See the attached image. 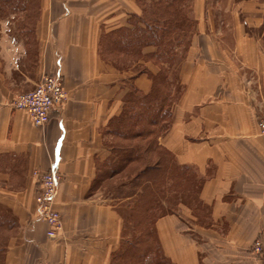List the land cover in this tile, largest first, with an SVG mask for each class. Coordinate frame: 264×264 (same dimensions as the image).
Wrapping results in <instances>:
<instances>
[{"label": "crops", "instance_id": "0c3cea01", "mask_svg": "<svg viewBox=\"0 0 264 264\" xmlns=\"http://www.w3.org/2000/svg\"><path fill=\"white\" fill-rule=\"evenodd\" d=\"M54 1H41L32 30L19 40L1 25L0 205L18 225L5 264H109L122 240V221L114 199L95 188L101 164L111 157L105 140L126 92L133 85L146 93L151 80L145 73L131 79L130 67L103 60L99 41L103 32L129 27L140 9L134 0H67L55 13ZM261 1H243L217 37L203 0H193L197 25L172 79L170 125L157 142L196 176L204 212L182 206L157 219L161 252L171 264H264ZM8 18L23 19L3 17L1 24ZM154 50L145 46L142 52ZM140 63L158 71L152 61ZM44 73L59 74L67 96L48 122L35 126L11 101ZM47 170L58 175L54 207L61 228L55 238L36 216L33 172Z\"/></svg>", "mask_w": 264, "mask_h": 264}, {"label": "trees", "instance_id": "16d2710c", "mask_svg": "<svg viewBox=\"0 0 264 264\" xmlns=\"http://www.w3.org/2000/svg\"><path fill=\"white\" fill-rule=\"evenodd\" d=\"M17 1L15 7L23 12L26 11L24 5L31 8L34 2ZM149 3L152 7L150 15L145 17L132 14L128 20L129 27L103 32L99 41L100 56L117 54L127 58L125 61H119L117 67L119 66V69L130 67L131 79L145 73L151 80V88L144 93L132 85L126 92L121 113L110 123L109 133L114 141L113 143L108 141L107 147L111 157L101 164L97 183L116 175L129 161L143 157L141 144L138 146L131 140L151 137L145 151L158 154L161 151L151 166H143L141 171L128 178L130 180L127 191H118L115 196L122 201L117 203L118 205L124 200L130 201L129 213L123 221L132 227L135 235L132 239H126L124 250L114 252L110 264H144L146 260L152 264L169 262L159 249L155 229L157 219L167 213L157 215V212L161 211L164 202L169 200L167 197L169 178L177 171L188 177L193 175L189 168L179 167L174 162L171 154L158 145L157 137L170 125L172 79L181 60L180 53L187 48L184 46L188 45L194 20L188 17L184 0H150ZM145 46H152L155 50L145 55L142 52ZM141 59L152 61L158 66V71L152 73L140 63ZM116 139L126 142L120 144ZM153 157L150 155L149 159ZM17 226L14 215L0 205V264H5L4 256L7 250V240L3 239V232Z\"/></svg>", "mask_w": 264, "mask_h": 264}, {"label": "rangeland", "instance_id": "374dc122", "mask_svg": "<svg viewBox=\"0 0 264 264\" xmlns=\"http://www.w3.org/2000/svg\"><path fill=\"white\" fill-rule=\"evenodd\" d=\"M23 1H26V0H22V2ZM41 1L42 0H34L31 8H29L30 6L28 5H24L26 8V11L23 12V11H20L19 8L15 7L18 2L17 0H0V21L3 17H9V16H15L16 18L23 17V19H19L18 21L17 19H15V21L13 22H12L13 19L8 18L9 22H7V24L6 23L1 24L0 22V35H1L2 27H4V30L8 33V36L10 38L14 37L15 39H18V40L19 38H21V34H20L21 32L26 31L28 28H29V31H31L34 20H37L40 15ZM61 1L66 2L67 0H55L54 1L53 9L55 13H58V11L61 10V5H60ZM68 1L70 2L73 0H68ZM82 1L89 2L90 4V2L92 1L95 2L97 0H82ZM134 1L136 2V4L138 5L140 9V12L135 15H138V16L141 15L145 17L148 14L150 15V11L152 10V7L150 6V3H149L150 0H134ZM243 1H247V0H203V8H204L205 14L211 15L213 18V29L215 31L214 36L216 35L217 37L219 36L220 34L219 31H220L221 26H224L222 28V31H224L226 27L228 26V22L229 24H231L229 20H231V17H233L236 14V12L238 11L237 9L240 7ZM184 2H185L184 6H186L185 9L187 11L188 17H191V19H193L194 17L193 0H184ZM91 5H94V3H92ZM138 20H139V17H137L136 21ZM222 20H224L225 22L221 23ZM196 25H197V22H195L194 20L193 27L189 33L190 35L188 34L189 37L194 33ZM31 38H32V35H30V40ZM32 43L33 41L31 40L30 44L32 45ZM184 47H187V46H184ZM185 49L186 48H184V50ZM184 50H182V52L180 53L179 59H181V57L183 56ZM101 57L105 61H111L112 64L115 65L117 69H119V66L117 67V64L119 65V61H125V59H127L123 57L122 55H117V54H109L108 56H105L107 58L103 56ZM150 138L151 137L142 138L141 140L139 139L131 140L133 143L137 144L138 146L139 144H141L140 148L141 150H143V153L145 155L143 154V157L140 159H133L129 161L127 165L125 167H122V169L116 175L109 177L108 179L100 180V182L95 184L96 185L95 188L97 187V189H99L101 194L104 193L105 197L109 199L110 198L114 199L112 203L115 204V208L122 221V238L121 239L122 240L124 239V240L120 241L118 247L115 250L117 252L124 250L126 241L129 239H132L133 238L132 236H134L135 233L133 234V230L131 229L132 227H130L128 223H125L126 221L125 222L123 221L125 220L124 217L128 215L129 213V207H131L130 201L128 202L124 200L122 204L118 205L116 203H119L122 201H119V199H116L115 196L117 195L118 191L120 192L127 191V189L129 188V180H130L128 178H131V176H134L138 171H141L143 169V166L145 165L151 166L153 164V161L156 160V157L160 154L161 151H159V154L155 152L153 153L151 151L146 152L147 150L145 151V148L148 146L147 143L150 141ZM107 141H109L110 143H113L112 141H114V138L108 137L105 140V142L107 143ZM116 141L117 143L120 142V144L126 142V140H121V139H116ZM150 155L151 156L153 155L154 157L149 159ZM193 175L188 177L187 175L185 176V174L184 175L179 174V172L177 171V173L176 172L174 173V176L169 178L170 180L167 183L168 185L167 186V197L169 200L167 202H164V206H163L164 208H162L163 211L161 210L157 212V215H160L165 212L167 214H171L172 212L177 211L179 207L182 208V206L191 207L194 210H196L195 212H199L200 214L204 212V208L199 205V202L197 199L199 181L198 179H196V176L195 175L193 176ZM97 189H95V191ZM123 208H124V211H123ZM202 218L204 217L202 216ZM43 224L45 223L43 222ZM17 232H18L17 227L16 228L14 227L12 230H5L3 232V239L7 240L6 241L7 245H8V241L11 238H13ZM159 249L161 251L160 247ZM115 251L111 253L110 259L112 255L115 254L114 253ZM165 263L169 264L170 262L165 261ZM144 264H152V263L146 260Z\"/></svg>", "mask_w": 264, "mask_h": 264}, {"label": "built area", "instance_id": "2783aa9c", "mask_svg": "<svg viewBox=\"0 0 264 264\" xmlns=\"http://www.w3.org/2000/svg\"><path fill=\"white\" fill-rule=\"evenodd\" d=\"M66 95L61 76L44 73L31 90L16 94L11 106L24 110L35 126H41L48 122L52 110L60 108ZM258 126L260 134L264 135V119L259 120ZM33 175L39 184L35 195L37 218L46 224V235L55 238L61 228V215L54 207L58 175L52 170L34 171ZM253 250L260 251L259 241L254 242Z\"/></svg>", "mask_w": 264, "mask_h": 264}]
</instances>
